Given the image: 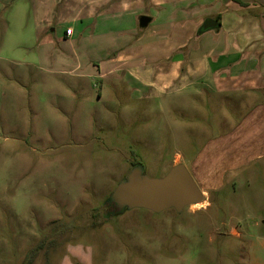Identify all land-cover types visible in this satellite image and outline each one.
Segmentation results:
<instances>
[{
  "label": "rangeland",
  "instance_id": "1",
  "mask_svg": "<svg viewBox=\"0 0 264 264\" xmlns=\"http://www.w3.org/2000/svg\"><path fill=\"white\" fill-rule=\"evenodd\" d=\"M29 3L0 1V264H237L243 242L232 228L264 236V158L202 193L199 207L153 212L112 197L134 163L151 178L188 167L246 110L237 93L229 102L189 92L196 85L181 91L194 80L187 71L202 50L192 31L209 0L104 5L75 49V73L53 71L70 61H38L37 41L16 44L30 28ZM37 5L40 28L57 34L86 14L82 0ZM143 14L153 19L139 27Z\"/></svg>",
  "mask_w": 264,
  "mask_h": 264
},
{
  "label": "crops",
  "instance_id": "2",
  "mask_svg": "<svg viewBox=\"0 0 264 264\" xmlns=\"http://www.w3.org/2000/svg\"><path fill=\"white\" fill-rule=\"evenodd\" d=\"M68 1L70 4L74 2ZM122 1L82 0L86 14H76L71 18L73 26L65 28L71 29L68 35L65 30L57 34L54 29L51 31L41 29L42 20L35 8H38L37 4H42L41 9L45 8L48 0H29L30 28L24 39L17 37L16 44L29 48L25 46L28 39L31 44L37 41L38 61L42 60L46 65L53 60V56L57 62L70 61L68 66L70 68L53 71L75 73L79 68L75 49L86 38L85 33L93 34L96 24L94 14L108 3L111 4L106 9L112 8L116 3L119 5ZM51 7V4L47 5L48 14ZM208 7L209 14L203 16L202 21L196 19L192 31L196 32L198 37L195 43H192V49L202 50L201 54L193 55L191 59L193 66L187 71L194 80L188 84L184 83L181 91L196 85L189 92L222 94L221 96L229 102H233L231 94L237 93L235 99H238L246 110L224 133L208 138L189 161L186 168L203 193L223 187L232 172L247 170L254 162L264 158V0H209ZM25 8L27 7L20 2L15 7L14 25L17 30L24 25ZM206 18H213L218 22L217 30H200ZM152 19L151 16L149 23ZM191 25L193 26V23ZM4 26L7 27V23ZM203 34L208 36L204 37ZM60 44L63 48L59 46ZM57 45L60 49L59 54L55 55ZM72 60L76 61L75 65ZM108 72H115V69L105 73ZM129 76L136 80L133 71H129ZM184 77L182 76L183 80ZM242 97L244 99H241ZM181 157V154H176V158ZM231 234L243 242V256L237 264H264V236H256L252 232L237 228H232Z\"/></svg>",
  "mask_w": 264,
  "mask_h": 264
},
{
  "label": "water",
  "instance_id": "3",
  "mask_svg": "<svg viewBox=\"0 0 264 264\" xmlns=\"http://www.w3.org/2000/svg\"><path fill=\"white\" fill-rule=\"evenodd\" d=\"M149 16L141 15L139 25L147 26ZM219 24L213 18H206L200 30H217ZM203 192L198 187L188 169L177 164L160 178H151L142 172V167L136 165L115 188L112 197L120 205L128 208H144L153 212H161L168 208L176 211L187 205L203 201Z\"/></svg>",
  "mask_w": 264,
  "mask_h": 264
},
{
  "label": "built area",
  "instance_id": "4",
  "mask_svg": "<svg viewBox=\"0 0 264 264\" xmlns=\"http://www.w3.org/2000/svg\"><path fill=\"white\" fill-rule=\"evenodd\" d=\"M65 33L69 35L71 33V29H66Z\"/></svg>",
  "mask_w": 264,
  "mask_h": 264
},
{
  "label": "bare ground",
  "instance_id": "5",
  "mask_svg": "<svg viewBox=\"0 0 264 264\" xmlns=\"http://www.w3.org/2000/svg\"><path fill=\"white\" fill-rule=\"evenodd\" d=\"M203 204H205V202H202V203L200 202V203L195 204V205L199 207L200 205L202 206Z\"/></svg>",
  "mask_w": 264,
  "mask_h": 264
},
{
  "label": "flooded vegetation",
  "instance_id": "6",
  "mask_svg": "<svg viewBox=\"0 0 264 264\" xmlns=\"http://www.w3.org/2000/svg\"><path fill=\"white\" fill-rule=\"evenodd\" d=\"M136 165H138V164H135V165H133L132 167H134V166H136Z\"/></svg>",
  "mask_w": 264,
  "mask_h": 264
},
{
  "label": "trees",
  "instance_id": "7",
  "mask_svg": "<svg viewBox=\"0 0 264 264\" xmlns=\"http://www.w3.org/2000/svg\"><path fill=\"white\" fill-rule=\"evenodd\" d=\"M218 19V18H217ZM135 164H138V163H134L133 165H135Z\"/></svg>",
  "mask_w": 264,
  "mask_h": 264
}]
</instances>
